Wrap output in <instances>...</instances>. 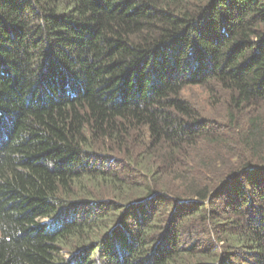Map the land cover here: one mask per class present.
<instances>
[{
	"label": "trees",
	"instance_id": "obj_1",
	"mask_svg": "<svg viewBox=\"0 0 264 264\" xmlns=\"http://www.w3.org/2000/svg\"><path fill=\"white\" fill-rule=\"evenodd\" d=\"M0 264H264V0H0Z\"/></svg>",
	"mask_w": 264,
	"mask_h": 264
},
{
	"label": "rangeland",
	"instance_id": "obj_2",
	"mask_svg": "<svg viewBox=\"0 0 264 264\" xmlns=\"http://www.w3.org/2000/svg\"><path fill=\"white\" fill-rule=\"evenodd\" d=\"M188 97L194 100V105L197 106L205 115H213L223 118L225 116V108L220 101L214 102L204 90L195 88L188 92ZM69 255L68 250L63 252Z\"/></svg>",
	"mask_w": 264,
	"mask_h": 264
}]
</instances>
